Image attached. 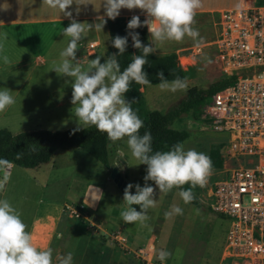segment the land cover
I'll use <instances>...</instances> for the list:
<instances>
[{
	"label": "rangeland",
	"instance_id": "1",
	"mask_svg": "<svg viewBox=\"0 0 264 264\" xmlns=\"http://www.w3.org/2000/svg\"><path fill=\"white\" fill-rule=\"evenodd\" d=\"M216 18V16L209 14H201L195 17L194 27L199 30L200 36L203 37V43L199 50L195 52L194 62L189 67L191 73L185 79L187 89L190 87L205 88L222 75L214 62L212 44L215 37ZM68 25L69 22H45L34 28L36 31L35 50L43 61L36 65L35 70L29 75L27 73L23 81V92L25 93L22 99L24 103L16 106L24 108L26 113L14 119L0 117V128H9L11 133H16L36 129L53 131L77 127L73 115L75 106L71 104V79L59 76L51 70L54 62H59V53L66 47L69 40L61 33L63 28ZM104 27L106 28V26ZM105 28L102 32L90 31L87 37L81 41L85 46L90 40L95 39L99 42L94 48L95 55L87 59L101 56L102 63L107 59L104 56V51L107 48ZM166 43V50L178 49V54L186 53L196 47L193 41L187 37L182 43L174 41H167ZM33 47L32 45V49ZM78 51L83 50L79 48ZM154 54L157 55L158 53ZM204 55L210 58L211 63L203 59ZM28 56L29 53L26 59H28ZM21 75L23 76V73ZM185 92L186 90L161 91L158 84L143 85L142 87V94L147 107L160 111L175 105L183 98ZM57 102L61 103L58 104ZM171 126L185 131L186 137L182 142L185 149H195L207 155L212 147H218L220 151L222 150V133L212 129L210 121L202 118L201 114L197 116L190 112L183 114L174 120ZM117 142L120 144L116 142V144L113 142L109 144V155L113 157L118 149L124 154L122 169H119L118 172L126 185L138 183L143 186L146 166L142 164L135 165L137 161L131 157L126 138ZM51 156L46 162L48 164L50 161V166L41 164L46 167L41 173L37 172L36 174V171L39 170L35 168H23L15 165L11 167L8 164L7 173L2 174L3 178L5 176L10 177L11 182L5 198L14 207L18 208L27 226L32 213H35L38 209V198L51 200L50 212L56 215L57 210L60 211L61 209L63 200H66L64 201L66 202L65 205H68L69 202H77L74 195L78 194L87 182H91L102 188V197H100L96 212L102 220L100 226L106 232L114 231L124 238V242L118 244L114 238H111L108 234L106 235V238L118 247L117 252L122 255L121 264H227L226 261L221 259L220 252L228 223L226 219L211 211L208 206L209 188L212 182L219 177L220 170H212V174L204 187L197 186L192 189L201 202L200 206L192 203L185 204L178 195V189H174L166 195L159 193V190L156 189L157 205L149 209L148 216L150 219L145 224L138 222L125 223L124 228H122L118 225L122 219L120 212L126 205L123 203L122 192L109 176L110 168L106 172L97 160L80 148L57 149ZM2 171L0 169V173ZM35 174L46 181L45 190L33 184L32 176H35ZM148 184L155 187L152 181H148ZM130 191L135 193V188ZM70 205L77 206L79 204L72 203ZM173 206L181 207L183 214L167 217L165 213L170 211ZM64 207L61 213L66 223H77L88 228L92 227L87 219L74 218ZM133 207L138 211L140 210L138 205H133ZM113 228L116 230H112ZM150 229V239L145 248L149 254L144 251L131 250L130 235L137 230L136 234L139 238H142ZM161 249L170 253V256L163 262L156 258V253Z\"/></svg>",
	"mask_w": 264,
	"mask_h": 264
},
{
	"label": "clouds",
	"instance_id": "2",
	"mask_svg": "<svg viewBox=\"0 0 264 264\" xmlns=\"http://www.w3.org/2000/svg\"><path fill=\"white\" fill-rule=\"evenodd\" d=\"M43 3L70 19L69 25L61 32L69 40L59 53V62H54L51 70L71 79V104L75 106L73 115L77 122L74 131L94 127L113 143L126 138L131 157L137 161L135 165H146L144 185L129 183L124 189L123 203L126 207L120 212L124 223L145 224L150 219L148 211L157 205L156 189L165 195L174 188L179 189L178 195L183 202L191 203L195 199L192 189L204 187L212 174L211 158L204 152L185 149L183 143L174 144L168 151H153L151 133L140 134L144 122L132 108L135 100L128 101L125 93L133 82L151 86L144 66L148 64L149 55L157 51L156 44L167 41L182 43L187 37L198 49L201 47L203 37L194 25L202 0H103L104 16L108 19L115 20L121 9H139L145 14V19L141 21L138 15H133L126 25L127 35H117L111 40L118 51L103 63L101 56H96L88 59L86 64L77 58L80 42L92 30L102 32L107 21L104 17L97 18L93 23L79 22L73 18L69 10L71 6L83 4L77 0H43ZM145 26L151 37L147 45L134 31ZM129 37L132 47L141 50V54L133 55L131 62L121 70L117 56L126 51ZM3 51L4 43L0 42V53ZM2 59L5 64L10 63L7 55ZM203 59L211 63L207 55ZM156 76L161 91L187 90L186 81L180 77L169 81L163 70L157 71ZM11 93L6 87L0 88V112L16 103ZM8 164L9 161L0 159V169H6ZM9 179L8 176L0 179V193L5 191ZM148 181L154 182L155 187L149 185ZM185 184L190 187L184 189ZM133 188L135 193L130 191ZM97 190L102 197V192ZM133 205H138L140 210ZM182 214L183 209L179 206H173L165 213L167 217ZM27 227L21 212L7 198H0V264H54V250L50 246H36ZM169 256L170 253L164 249L156 253V258L161 262ZM73 259L72 252L57 257L58 264H73Z\"/></svg>",
	"mask_w": 264,
	"mask_h": 264
},
{
	"label": "built area",
	"instance_id": "3",
	"mask_svg": "<svg viewBox=\"0 0 264 264\" xmlns=\"http://www.w3.org/2000/svg\"><path fill=\"white\" fill-rule=\"evenodd\" d=\"M215 28L214 62L221 76L233 79L210 96L201 113L223 136L222 166L209 188L208 206L228 223L221 259L264 264V0H238L218 10ZM95 44L88 42L86 51ZM198 50L178 56L177 64L192 65ZM2 170L0 179L7 173ZM64 208L74 218L86 217L81 205ZM108 235L124 242L114 231Z\"/></svg>",
	"mask_w": 264,
	"mask_h": 264
},
{
	"label": "crops",
	"instance_id": "4",
	"mask_svg": "<svg viewBox=\"0 0 264 264\" xmlns=\"http://www.w3.org/2000/svg\"><path fill=\"white\" fill-rule=\"evenodd\" d=\"M237 1L238 0H202V7L198 10L197 15L209 14L217 17L218 10L231 7L235 5ZM77 2H82L83 4H73L69 10L72 11L73 18L77 19L79 22L93 23L99 17H104L105 20L108 19L104 16L103 0H77ZM133 15H138L143 18V20L145 19V14L139 9H121L118 17H129ZM45 22L70 23V19L64 17L58 10L47 7V5L43 3V0H0V42L4 43V51L0 53V88L6 87L10 89L12 91L11 94L16 100L14 107L11 106L12 108L9 107L5 111L0 112V117L2 118L14 119L21 114L26 113L24 108H20V106L16 105L24 103V100L22 99L25 93L23 92V81L26 74L28 73L29 75V73L35 70V66L43 61L42 57L36 53L37 51L35 50L36 31L34 28H37V26ZM105 26L106 28H104L107 34L106 47H108L109 40L107 24H105ZM147 37L148 42L150 43L151 37L148 28ZM90 41L96 43L94 48L99 44L95 39ZM166 44V42L164 44H156L155 47L157 48V51L155 53L161 55L168 52H174L176 53V57H188L195 49H197V47H194L186 53L178 54V49L173 51L166 50ZM32 45L34 46L33 49ZM80 48L83 51H77V58L81 59L82 62L86 64L88 60L87 58L95 55V49L93 48L89 52L86 51L85 45L82 42H80ZM28 53L29 56L28 59H26ZM4 55L9 57V64L3 62L2 57ZM190 66L183 67V69L189 68ZM21 73H23V76ZM21 76L22 78H20ZM57 103L60 104L61 102ZM5 129L10 131L9 128ZM116 143L120 144L119 142ZM109 144H111V141L107 144L108 163L111 167L114 166L116 170L119 171V169H122V157L124 154L121 155L122 152L118 149L114 153V156L110 157ZM49 162L48 164H42L50 166ZM99 164L106 172L111 169V167L109 170L106 169L100 162ZM9 165L12 167L14 164L9 162ZM44 165L40 164L37 167H34L39 170L36 171V174L37 172L41 173L45 170L46 167H44ZM213 169L219 171L220 167ZM36 174L35 176H32V180L34 181L33 184L45 190L46 181L39 178ZM10 185L11 182L8 180L5 191L0 193V198H5L6 192L10 189ZM186 185L189 186V184ZM96 188L102 192L101 186L87 182L78 194L74 195L77 202L67 203L68 205L74 203L82 206L86 216L84 219L89 221V224L92 225L91 228L77 223L68 224L65 222L61 210L63 206H66L64 204L66 203L64 202L66 200H63L60 211L57 210L56 215H54L50 212L52 207L51 200L48 198H38L37 207L40 210L38 211L37 209L35 213H32L27 231L31 232L33 243L36 246L40 248L50 246L54 250V264H58L57 257L66 254L67 252L73 253V264H121L122 255L117 252L118 247L114 245L115 243L112 244V241L106 238L108 232L100 226L102 220L96 214L101 197ZM219 216L222 217L221 215ZM118 225L124 228L125 223L121 219ZM112 230L116 229L113 228ZM150 231L151 229L146 232L142 238H139L136 234L137 230H135L134 233L130 235V247H132V249L130 247L128 248L131 250L144 251L146 254H149L145 248L147 247L146 243H148L150 239Z\"/></svg>",
	"mask_w": 264,
	"mask_h": 264
},
{
	"label": "trees",
	"instance_id": "5",
	"mask_svg": "<svg viewBox=\"0 0 264 264\" xmlns=\"http://www.w3.org/2000/svg\"><path fill=\"white\" fill-rule=\"evenodd\" d=\"M131 17H117L115 20H106L109 40V45L104 51L106 58L118 51L112 46L111 40L117 35H127L126 25ZM140 20L143 21V18L140 17ZM134 31L139 33L140 39L145 45L149 44L146 26L137 28ZM139 54H141V50L132 47L131 37H129L126 51L123 55L117 56L121 70L131 62L133 55ZM176 58L174 52L149 55L148 64L144 66V70L148 73V78L152 84L159 83L156 73L160 70H163L169 81L176 77L185 80L190 76V69L181 68L177 64ZM232 79V76H220L205 88L190 87L186 90L182 99L163 111L147 107L142 94L143 85H138L135 82L131 84L130 90L125 93V98L128 101L135 100L132 108L144 122L140 134L151 133L153 151H168L174 144L182 143L186 137L185 131L171 126L173 121L189 112L194 116L201 114L210 96L231 83ZM76 128L74 126L53 131L36 129L16 133L0 128V159L12 162L19 167L34 168L46 163L57 149L80 148L93 159L99 161L106 169H109L107 144L110 141L106 135L96 131L94 127L74 131ZM208 156L211 158L213 168L221 166L222 158L218 147H212L208 152ZM183 187L184 189L189 188L186 184ZM194 196L195 199L191 203L200 206L201 202L195 194Z\"/></svg>",
	"mask_w": 264,
	"mask_h": 264
},
{
	"label": "water",
	"instance_id": "6",
	"mask_svg": "<svg viewBox=\"0 0 264 264\" xmlns=\"http://www.w3.org/2000/svg\"><path fill=\"white\" fill-rule=\"evenodd\" d=\"M109 176L112 178V180L116 183V185L119 187L120 191L124 192V189L126 187V183L120 173L116 170L115 167H112L109 171Z\"/></svg>",
	"mask_w": 264,
	"mask_h": 264
}]
</instances>
